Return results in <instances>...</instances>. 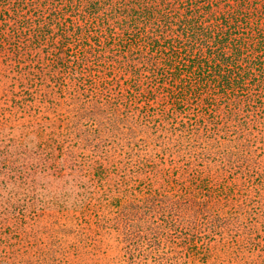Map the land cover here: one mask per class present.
I'll return each instance as SVG.
<instances>
[{"label":"trees","instance_id":"obj_1","mask_svg":"<svg viewBox=\"0 0 264 264\" xmlns=\"http://www.w3.org/2000/svg\"><path fill=\"white\" fill-rule=\"evenodd\" d=\"M113 244L264 264L263 4L0 0V264Z\"/></svg>","mask_w":264,"mask_h":264},{"label":"rangeland","instance_id":"obj_2","mask_svg":"<svg viewBox=\"0 0 264 264\" xmlns=\"http://www.w3.org/2000/svg\"><path fill=\"white\" fill-rule=\"evenodd\" d=\"M251 1L255 3L258 2V4L264 5V0H251ZM118 254H119V248L116 244L108 245V247L105 249V253L100 256L101 259L99 258V260L101 261V263L105 262L106 264H116L117 261L115 262V260L118 257ZM222 258H223L224 264H228L226 263V261H231V260H228L229 255H227V253H222ZM233 261H232V264H234Z\"/></svg>","mask_w":264,"mask_h":264}]
</instances>
